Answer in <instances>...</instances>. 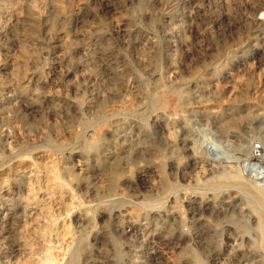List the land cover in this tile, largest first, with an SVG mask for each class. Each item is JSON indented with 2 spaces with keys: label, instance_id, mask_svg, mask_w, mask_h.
I'll list each match as a JSON object with an SVG mask.
<instances>
[{
  "label": "rangeland",
  "instance_id": "374dc122",
  "mask_svg": "<svg viewBox=\"0 0 264 264\" xmlns=\"http://www.w3.org/2000/svg\"><path fill=\"white\" fill-rule=\"evenodd\" d=\"M259 157L264 0H0V264H264Z\"/></svg>",
  "mask_w": 264,
  "mask_h": 264
},
{
  "label": "bare ground",
  "instance_id": "6f19581e",
  "mask_svg": "<svg viewBox=\"0 0 264 264\" xmlns=\"http://www.w3.org/2000/svg\"><path fill=\"white\" fill-rule=\"evenodd\" d=\"M194 5V4H193ZM259 11H260V9H258V8H256L255 10H254V15L251 17V21L252 22H254V23H257V22H259L260 21V18L258 17V13H259ZM251 22V23H252ZM171 69H174V68H171ZM158 125L159 126H162V122L159 120L158 121ZM34 174V173H33ZM139 175V174H138ZM219 175V174H218ZM143 176V175H142ZM34 178V177H33ZM216 179H218V176L214 179V180H212L210 183H209V185L208 186H210L211 188H210V190H213L215 187H216ZM32 186V185H31ZM31 186H30V190H31ZM207 188H209V187H207ZM252 188H254L253 186H252ZM36 189V188H35ZM34 189V190H35ZM33 190V191H34ZM241 191H242V193H243V195H244V198H245V200H246V203H247V205L249 206V208H250V211L252 212V213H254L255 215H257V220H256V225H255V230L259 233V236L260 237H262V235L264 234V221L262 220V216H260V214H261V212H260V205H259V203L257 202V200L250 194V191L246 188H244L243 187V189H241ZM259 191V190H258ZM257 191V192H258ZM35 192V191H34ZM5 193V192H4ZM31 193V191L29 192V194ZM259 193H260V195H261V197L263 196L262 195V192H260L259 191ZM258 193V194H259ZM256 196V195H255ZM35 197V196H34ZM37 198V197H36ZM256 198H257V196H256ZM30 199V198H29ZM59 199V198H58ZM208 199V198H207ZM31 200V199H30ZM33 200V199H32ZM22 201H24V200H22ZM21 202V201H20ZM36 202V201H35ZM19 203V202H18ZM38 203H39V200H38ZM37 203V204H38ZM43 204V203H42ZM195 204H196V199H194L193 197H188V203H187V205L190 207V210H193L194 209V206H195ZM198 204V203H197ZM33 205H35V203L34 202H30V203H24L23 202V204H22V206L19 208V210H20V212H24L25 211V209H27L28 207H31V206H33ZM40 205H41V202H40ZM46 205V204H45ZM212 205V204H211ZM262 206V205H261ZM6 207V206H5ZM32 208V207H31ZM35 208V207H34ZM41 208V207H40ZM263 208V207H262ZM36 209V208H35ZM39 208H37V210H38ZM44 209V208H43ZM42 209V210H43ZM214 209V208H213ZM3 210V209H2ZM9 209H8V206L6 207V209H5V212H3L2 214H3V217H5V219L7 220V223L9 224V226H11V231H12V233H15V235H16V227H15V222H17V221H19V217H20V215H15V213H12V212H9L8 211ZM11 210V209H10ZM18 210V211H19ZM31 210V209H30ZM33 210V209H32ZM45 210V209H44ZM117 210V209H116ZM205 211H206V209H204ZM211 210V209H210ZM263 210V209H262ZM1 211V210H0ZM39 211V210H38ZM197 211V210H196ZM35 212H36V210H35ZM42 212H44V211H42ZM193 213H194V211H192ZM212 212V211H211ZM263 212V211H262ZM16 213H18V212H16ZM47 213V212H46ZM134 213V212H133ZM199 213V212H198ZM209 213V212H208ZM1 214V213H0ZM1 214V215H2ZM31 214V213H30ZM35 214V213H34ZM39 214V213H38ZM83 214V213H82ZM135 214V213H134ZM133 214V215H134ZM141 214V213H140ZM45 215V214H44ZM79 215V214H78ZM198 214L196 213V216H197ZM238 215V214H237ZM35 216V215H34ZM39 216V215H38ZM102 216V215H101ZM114 216L116 217V218H124L125 219V223H124V226L123 227H130L131 228V231H132V234L135 236V237H142L143 235V232L144 231H146L147 230V228L148 227H150L151 228V226H152V224H154L155 222H157V219H159L160 218V214H157V213H146L145 214V220L147 219V224L143 221V223L142 222H140L138 219H136V220H132L131 218H132V213H131V210L129 209V208H122V209H119V210H117L115 213H114ZM141 216V215H140ZM32 217H33V215H32ZM112 217V216H111ZM136 217V216H135ZM142 217H144V216H142ZM48 218V217H47ZM79 218H80V216H79ZM39 220H40V218H38ZM38 219H37V222H38ZM81 220V219H80ZM43 221V220H42ZM45 221V220H44ZM37 222L35 223L36 225H37ZM39 222H41V220L39 221ZM38 222V223H39ZM123 222H124V220H123ZM154 222V223H153ZM49 223V222H48ZM51 223V222H50ZM49 223V224H50ZM160 223V222H159ZM22 224V223H21ZM25 224H27V223H25ZM49 224H47L48 226H49ZM53 224V223H52ZM123 224V223H122ZM126 224V225H125ZM27 226H28V224H27ZM40 226V225H39ZM44 226H46V225H44ZM47 226V227H48ZM51 226V229H52V226H54V225H50ZM49 226V227H50ZM247 226V225H246ZM37 228H39V227H37ZM44 228V227H43ZM43 228L41 229L40 228V230H43ZM122 228V227H121ZM158 228V227H157ZM169 228V227H168ZM226 228V231H227V241L229 242V241H231L232 240V237H228V236H230V235H232V233L230 232V230H229V228H228V226L227 227H225ZM47 230V229H46ZM50 230V229H49ZM159 230V229H158ZM17 231H18V229H17ZM154 231H157L156 229H154ZM166 231H167V233H170L172 230L169 228V229H166ZM34 232V231H33ZM36 232H38V231H36ZM43 232L45 233V231L43 230ZM48 232V231H47ZM50 232V231H49ZM53 232V231H52ZM51 232V233H52ZM64 232V231H63ZM159 234H161V235H159V238H160V240H163V238L162 237H165V236H163V234L165 233H161L162 231L160 230V232L159 231H157ZM19 233V232H18ZM43 233V234H44ZM123 233V232H122ZM42 234V235H43ZM48 235H49V233H47ZM54 234H57V233H55L54 232ZM41 235V234H40ZM36 236V235H35ZM50 237V236H49ZM124 237H126V234L124 235ZM251 237V236H250ZM43 238V237H42ZM46 238H48V237H46ZM53 238V237H52ZM52 238H49V239H52ZM26 239V238H25ZM53 239H55V238H53ZM172 238H170V240H171ZM175 239V238H174ZM27 240V239H26ZM48 240V239H47ZM169 240V239H168ZM184 240V239H183ZM16 245H20L21 246V242L19 241V238L17 239V237H16ZM46 241V240H45ZM207 241L208 242H210L211 244H213L212 243V237L211 236H209V238L207 239ZM259 241H260V239H259ZM30 243H32V242H30ZM168 243V242H167ZM169 243H170V241H169ZM185 243V241H179V242H177L176 244H175V242L174 243H171V245L170 246H172V247H174V249L177 251V250H179V252H181V253H183V250L184 249H182V246L183 245H185L184 244ZM31 246V245H30ZM100 247V246H99ZM159 247V246H158ZM17 249V248H16ZM29 250L28 251H30V250H32V249H30V248H28ZM21 250H22V248H21ZM104 250V249H103ZM17 251H18V249H17ZM26 251V250H25ZM25 251H24V254H26L25 253ZM32 252H33V250H32ZM31 253V252H30ZM22 254V253H21ZM23 254V255H24ZM29 254V253H28ZM45 254V253H44ZM101 254V253H100ZM33 255V254H32ZM46 255V254H45ZM156 253H151V258H152V256H155L156 257ZM26 256H27V254H26ZM106 256V255H105ZM45 257H47V256H45ZM44 257V258H45ZM102 257V256H101ZM30 259H31V257H29ZM43 258V257H42ZM219 258H216L215 257V259H212V263L213 264H224L223 263V261L222 262H220L219 260H218ZM101 260H102V258H101ZM221 260V259H220ZM30 262V261H29ZM45 262V261H44ZM98 262V261H97ZM157 262V261H156ZM100 263V262H99ZM28 264V263H27ZM89 264H94V263H89ZM101 264V263H100ZM103 264H104V262H103ZM107 264V263H106ZM156 264H169L168 263V260L166 259V260H163L162 259V261L161 262H157Z\"/></svg>",
  "mask_w": 264,
  "mask_h": 264
},
{
  "label": "built area",
  "instance_id": "2783aa9c",
  "mask_svg": "<svg viewBox=\"0 0 264 264\" xmlns=\"http://www.w3.org/2000/svg\"><path fill=\"white\" fill-rule=\"evenodd\" d=\"M257 180H259L257 187L264 190L263 159L260 157H259V163L257 166Z\"/></svg>",
  "mask_w": 264,
  "mask_h": 264
}]
</instances>
